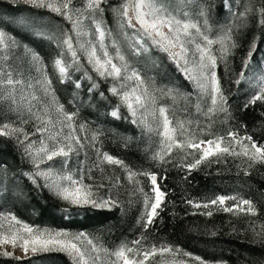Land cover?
<instances>
[{"label":"trees","instance_id":"trees-1","mask_svg":"<svg viewBox=\"0 0 264 264\" xmlns=\"http://www.w3.org/2000/svg\"><path fill=\"white\" fill-rule=\"evenodd\" d=\"M125 1L102 3L104 11L102 15L96 14L97 20L106 33H111L106 35L108 44L112 46L116 41L129 65L132 66L133 61L142 62L134 68L145 81L147 74L154 85L176 83L177 89L187 91L190 108L184 123L190 143L217 141L221 137L225 140L230 138L231 132L236 138L251 137L253 142L264 145V101L245 108L246 102L257 93L243 81L236 84L243 70V60L248 58L253 43L255 51L251 65L259 66L264 62V27L260 25L259 16L264 0H230L227 8L224 0L156 2L175 10L181 18L186 12L191 22L199 23L208 33L216 26L232 22L233 14L247 4L248 23L239 28L229 27L236 47L230 49L225 61H218L215 69L227 111L214 109L210 112H207L209 108L205 109L209 99L207 102L200 100L193 85L181 77L166 55L154 49L140 55L122 52L125 46L118 40L116 27L120 26L121 32L129 31L121 17ZM201 9H207L206 17L200 14ZM7 16L17 21H8ZM30 19L32 29L27 22ZM37 21L60 30L69 29L62 16L0 0V30L14 37L19 48L38 54L46 81L51 82L47 86L53 102L59 109L62 106L63 114H73L69 124L84 146H76L75 166L73 160H69V170L76 178L83 177V184L91 186L95 198L118 193L120 206L111 210L75 207L46 189L39 179L29 181L26 175L33 167L23 146L14 137L3 135L0 136V215L15 216L33 229L67 232L78 246L81 244L72 238L84 233L94 241L101 259L111 258L121 246L141 250L172 247L204 261L264 264V242L257 239L253 231L264 233V163H253L242 155L217 154L189 169L187 165L195 163L202 155L198 149L174 147L166 154L160 153L154 136L132 123L118 97L110 93V79L98 77L86 64L88 82L80 71L69 72L64 80L57 76L52 63L61 58L59 48L55 40L49 39L53 36L47 30L37 28ZM37 32L44 36H38ZM2 90L0 88V128L4 125L17 127L21 113L9 97H4ZM112 110L118 113L116 117L110 115ZM177 115L178 112L174 118ZM104 153L122 164H108L102 159ZM158 154L163 155V160ZM98 163L100 167L96 166ZM130 172L134 174L131 180ZM142 173L155 174L165 192L158 215L147 228L144 224L149 208L145 205V194L151 198L152 184ZM100 184L104 187L97 190ZM218 196L226 198L225 207L248 200L255 214L232 216L222 210L216 211L211 202ZM209 212L211 215L207 214ZM135 241L140 243L135 244ZM0 264L74 263L66 254L50 251L22 261L0 257Z\"/></svg>","mask_w":264,"mask_h":264},{"label":"snow or ice","instance_id":"snow-or-ice-1","mask_svg":"<svg viewBox=\"0 0 264 264\" xmlns=\"http://www.w3.org/2000/svg\"><path fill=\"white\" fill-rule=\"evenodd\" d=\"M13 4L17 2V0H10ZM107 0H86L85 10L90 11L93 14H103L104 9L101 7L102 3H106ZM157 0H137L136 3L133 4V10L135 12V18L137 23L140 26V30L142 33L152 39L153 43L160 47L163 51L169 54V57L177 64L179 68L182 69L184 74L190 80H195L197 86L200 87L204 91H208L210 89L211 93V101L213 105V109L209 111H213L214 109H218L220 111H227L224 107L225 98L221 92L220 81L217 77V72L215 71L218 61H225L227 56L230 53V49L236 47L235 41L232 39L231 29H226L221 32V34L213 39L210 37L207 32L203 31L199 23L191 22L188 19V14L183 13V18H181L175 10L165 8L163 6H156ZM23 3L29 5L33 8H47L48 10L55 12L57 15L62 16L65 20H68L72 24L71 31H66L62 34L60 38L50 37L49 39L55 40L58 44L66 45L67 49L71 51L74 61L78 59L76 51H73V37L72 33H75L77 37L84 35V30L82 28V20L79 18L82 14V9L77 8L74 0H23ZM225 5H230V0H224ZM145 7L148 9L147 12L141 13L140 8ZM123 11L121 13L122 18H127L128 15V4L124 3L122 6ZM210 7V6H209ZM231 11V8H229ZM200 14L202 16H207V9H201ZM240 16H244L245 13H234ZM76 16V19L73 17ZM260 16V25L264 27V8H261L259 11ZM93 22L96 24V32L99 34V44L101 49L103 50L104 59L103 61L100 57L97 56L96 46L82 44L81 47L88 51L89 62L94 64L96 71L100 72L102 76H114L117 78H126L128 80H133L138 86L143 87V95L144 97L152 96L150 91V86L144 80L142 74L138 72L134 67L128 64L126 57L121 53L120 47L116 41H113V47L116 51V59L124 62L123 66H120L113 62V58L109 57V53L107 48L104 46V37L106 35H111V33H106L102 30L101 24L96 22L93 17ZM128 26L131 27V22L129 21ZM163 27L168 28V34H165L161 29ZM194 29L195 32L190 30ZM38 36L43 37L44 33L37 32ZM218 44L220 46V54L217 56L215 54V49L212 47L213 45ZM191 46V47H190ZM13 47H17V41L14 38L8 37L7 34L3 31H0V51L4 49H11ZM178 48L179 51L173 52L171 49ZM146 51V49H143ZM255 51V44L253 43L252 48L248 53V58L243 60V70L240 72V79L236 80V84L239 85L241 81L244 80L247 71L251 67L252 64V56ZM134 54L140 55L142 54V45L137 47L134 50ZM184 59V64L181 65V59ZM32 60L34 65L37 66V71H40L38 65L40 64V57L35 52L32 53ZM191 63L193 65L192 69L188 68V64ZM55 66L59 70L61 76L66 74V66L63 64L61 59H56L54 61ZM110 66V67H109ZM104 71H101V69ZM131 73V75H127V73ZM26 82L21 77L20 79L16 78V74L11 71V67L7 71L4 72L3 78H0V88L4 89L6 92L8 90L15 91L21 85H24ZM50 81H46L47 85H50ZM260 83L264 84V75L260 77ZM31 87V85H27ZM80 85L77 84V87ZM95 87V85L93 86ZM45 91L47 92V87H45ZM91 91V89H90ZM113 94L120 95V92L117 88L113 87L110 89ZM169 94H171V89L167 90ZM136 92V88L132 89V93ZM130 93L125 91L121 96V100L123 103H126L128 108L131 111L133 117L136 115L137 109L133 107V104L129 102ZM32 99H36L35 96ZM154 99V98H153ZM257 101H264V86L260 87V90L257 94L253 95L244 105L247 108L250 104H255ZM136 102L139 107H143L142 96L136 95ZM13 103L15 100L13 99ZM63 112L62 106L58 110ZM29 114L34 115L31 112V108H29ZM159 114L163 118V129L164 135L168 136V133L172 131L170 129V121L166 114V109L164 107L159 108ZM113 116L117 115V112L112 113ZM40 119L39 116L36 117ZM64 119L66 122H71L73 120V114H64ZM26 122V121H25ZM133 122H136L135 120ZM44 123V122H42ZM47 123H51V120ZM62 124L64 122H61ZM83 128V126H81ZM38 132L48 131L46 126H37ZM15 132H20L25 135L27 138V133H24L23 129H9L8 125H4L2 129H0V136L3 135H12ZM230 137L235 138V133H229ZM60 133L57 132L52 137L55 139L56 143L53 144L50 148H41L39 153L36 156L32 155L31 152V144L25 147V153L30 157V160L36 169L33 173H29V175L35 179L37 175L45 177L46 181L52 177L50 183H47V187L53 192L54 195L67 201L70 205L75 207H84L90 206L95 209H113L120 206V200L117 198L118 193L109 194L107 196L100 195L96 198H93V192L91 186H85L83 184V177L79 180L74 179L73 175L69 173L68 175H63L61 172H55L49 166L46 169H41V164H45V157L47 161H54L57 157L67 158L70 153L73 151H78V147L82 148L84 146L83 141L79 136L73 135L70 133L68 136L64 138L63 141L59 139ZM247 141H249V145H241L242 152L236 153L234 149L228 146H222L223 138H219L217 141H200L197 143H188L187 147L193 149H201L204 144H207L208 147L202 149V155L199 159L195 161V163H191L187 165L189 169L196 168L204 161L206 158L215 156L217 154H235V155H244L249 158L253 163L261 162L264 163V145H258L257 143L252 141L251 137H246ZM171 140V137H169ZM239 142V141H238ZM21 146L24 145L23 141H20ZM61 144L62 146L57 148L56 145ZM214 145V147H213ZM182 146V145H181ZM169 152L171 151V145H168ZM43 153V155H40ZM159 158L163 160V155L158 154ZM155 158V157H154ZM103 160L107 161L108 164L120 165L122 161L119 159H114L113 156L104 153ZM63 164H67V159L62 161ZM100 167L98 163L96 165ZM247 174V172L245 173ZM133 173H129V179L131 180L133 177ZM142 175H147L151 180L152 184V192L155 194L154 201L150 198L145 199L146 208H150V210L146 211V222L144 227L147 228L148 225L153 223L154 217L158 215V209L161 208L162 201L165 197V192H163L158 184L157 176L152 173H142ZM67 181L68 186H65L60 181ZM116 183L119 181L117 179ZM79 185V187H75V185ZM104 185L100 184L97 186V190L99 188H103ZM143 191V188L140 189ZM84 192V196H80L79 193ZM225 198L220 197L219 203L223 204ZM212 204H216L217 201L213 200ZM241 205L246 206V208H241V210L247 211L248 213L255 214L254 207L252 203L248 200H242ZM207 207V205H205ZM239 208L240 205H237ZM224 211L231 212L233 209L225 208ZM211 215V213H207ZM12 220L16 221L17 224L21 222L17 220L15 216L11 217ZM255 233V237L262 242H264V233ZM23 232L27 233V235H22L20 233H11L9 236H4L0 239V243L3 244H11L13 247L19 246L22 249L23 256H16L14 252H10L8 250L0 251V256L4 258H11L17 261H22L28 259V253L31 251L32 253H36L37 251H52L54 249L61 251H75L80 253L81 257L83 253L78 245L74 242H69L67 240L60 239L61 237H67L69 234L67 232H51L48 229H33L27 224H23ZM73 240L86 239L89 245H92V250L96 251V245L92 239H89L85 236L84 233H80L72 238ZM135 244H139V241H135ZM56 246H59L58 249ZM157 249L153 247L151 251L143 252L144 259L146 260L150 255L155 254ZM162 252H171L172 249L168 247H164L161 249ZM135 253L139 255L138 249H133L132 247L121 246L117 251L113 253L118 259H123V264H144L143 260H137L133 257H130L127 254ZM185 256H190V253L185 252ZM195 259L200 260L199 257H195ZM200 264H204L203 260H200Z\"/></svg>","mask_w":264,"mask_h":264},{"label":"rangeland","instance_id":"rangeland-1","mask_svg":"<svg viewBox=\"0 0 264 264\" xmlns=\"http://www.w3.org/2000/svg\"><path fill=\"white\" fill-rule=\"evenodd\" d=\"M10 4H13L10 2V0H3ZM55 2V0H53ZM132 2V0H126L125 3L128 4V15L127 18H123L125 26L129 29V31L121 32V27L117 26L116 31L118 34V40H120L123 45L125 46L122 49L123 53L133 52L137 47H140L142 45V52L146 53L149 49H154V51L163 53L168 57L170 62L173 63L176 70L179 72L182 78L186 79V81H189L195 90L197 91V94L200 96V100L203 102H207V98L209 99V102L206 103V108H209L207 110L212 109V101H211V93L210 89L208 91L202 90L200 87L197 86V83L195 80H190L187 78V76L184 74L181 68L177 66V64L169 57V54L165 51H163L160 47L156 46L152 39H149L146 37L142 31L140 30V26L136 21L135 18V12L133 10V4L136 3ZM74 3L77 8L82 9V14L80 15V19L82 20V28L84 30V35L77 37L75 33H72L73 37V51H76L78 59L74 61L71 51L67 49L66 45L58 44L56 41V44L59 48V56L63 64L66 66V74L64 76H61L59 70L54 64V60L52 63V67L54 68L57 76L64 80L67 78L69 72L73 73L75 71L82 72L83 79L88 82L87 74H86V65L96 73V75L100 78L110 79L112 81V84L109 88L112 89L113 87L117 88L120 92V95L113 94V92L110 91L111 94L118 97V100L120 102L121 107L124 109L126 114L130 117L131 122L139 126L143 132L149 134V136H154V140L156 143V148L160 150V153H168V145H171V150L176 148H182L184 146H187L189 141V134L187 133V128H185L184 119L188 117V110H189V102L187 101V98H190L187 91L184 89L181 90L178 88L177 84H164L160 83L157 85H154L151 81V76L146 75V82L148 85L151 86L150 91L152 93V96L150 97H144L143 95V87L138 86L133 80H128L126 78H117L114 76H102L100 72L96 71V68L94 67L93 63L89 62V55L88 51H85L81 45L82 44H88V45H95L96 46V52L97 56L100 57V59L103 61L104 55L103 50L101 49V46L99 44V34L96 32V24L93 22V17L95 18L96 22H99L97 20L96 14L91 13L90 11L85 10V4L86 0H74ZM15 4H24L23 0H17ZM26 5V4H25ZM29 6V5H26ZM157 7H160L156 3ZM224 6L227 8L228 5ZM43 9L48 12H52L48 10L47 8H39ZM123 11V10H122ZM141 13L147 12L148 9L145 7L140 8ZM56 14L55 12H52ZM236 13H245L244 16H240L237 14H233V20L230 23H226L225 25H220L214 27L209 33L202 29L203 31L207 32V34L215 39L218 37L222 31L228 29L231 25L235 28L243 27L248 23V12H247V4H244L241 9H239ZM63 18V17H62ZM77 17L74 16L73 19H76ZM8 21H17L15 19H11V17H6ZM64 19V18H63ZM65 20V19H64ZM66 23L69 26V29H57L55 26H48L45 25L39 21L36 22L35 25H38L37 28L39 30H47L53 37L60 38L63 33L66 31H71L72 24L70 21L65 20ZM118 21V20H116ZM129 21L131 22V27L128 26ZM29 26L32 29V19L29 21ZM119 22V21H118ZM100 23V22H99ZM117 24V22H116ZM102 27V26H101ZM102 30L103 27H102ZM165 34H168V28L163 27L161 29ZM3 31L7 34L8 37H12L8 32L4 30ZM192 32H195L194 29L190 30ZM134 32L138 33L136 35ZM104 46L107 48V51L109 53V57L113 58V62L123 66L122 61H119L116 59V51L115 48L108 44L107 36L104 37ZM191 47V46H190ZM216 51L215 54L219 56L220 54V46L218 44L212 46ZM143 49H146V51H143ZM171 51L176 52L179 51L178 48L171 49ZM129 55V54H128ZM184 59L182 58L180 63L181 65L184 64ZM142 62L139 61H133L132 66L141 65ZM11 67V71L16 74V78L20 79L21 77L26 82L24 85H21L17 90L12 91L8 90L7 92L3 89L2 92L4 94V97H9V99L13 102V99L15 100L14 106L19 110L21 113V117L19 120L20 124L16 126L8 125L9 129H23L24 133H27V138H25V135L20 132H15L14 134L10 135L14 137L19 143L20 141L24 142L23 145V151L25 152V147L29 144H31V152L33 156H36L37 153H39V150L41 148H50L53 144L56 143L55 139L52 137L55 135V133L59 132L60 136L59 139L61 141L64 140L66 136H68L70 133L73 134L72 128L69 124V122H66L64 119V114L59 110V108L55 105L53 102L50 93L49 88L46 84V77L44 70L38 65L40 71H37V66L34 65L32 60V53L29 52L26 49L19 48L18 44L17 47H13L11 49H4L3 51H0V78H3L4 72L7 71ZM110 67V66H109ZM188 68L192 69L193 65L191 63L188 64ZM101 71H104L102 68ZM127 75H131V73H127ZM264 75V62L261 63L259 66L251 65L249 70L247 71V74L243 80V82L248 86L249 89L255 90L256 93L259 92L260 87L264 86V84L260 83V77ZM151 79V80H150ZM93 84V83H92ZM27 85H31V87H28ZM45 87H47V92L45 91ZM136 88V92L132 93V89ZM171 89V94L168 93L167 90ZM127 91L130 93L129 95V102L133 104V107L137 109L135 117L131 114L130 109L128 108L126 103H123L121 100V96L123 93ZM136 95L142 96V103L143 107H139L136 102ZM35 96L36 99H32V97ZM154 98V99H153ZM164 107L166 109V114L170 121V131L168 133V136L164 135V129H163V118L159 114V108ZM29 108H31V112L34 113V115L29 114ZM113 112H116L115 110H112L110 112V115H112ZM176 112H178L177 118L175 116ZM210 112V111H207ZM118 115V113H117ZM116 115V116H117ZM39 116L40 119H37L36 117ZM113 116V117H116ZM51 120V123H47ZM136 122H133V121ZM186 120V119H185ZM26 121V122H25ZM44 122V123H42ZM61 122H64L63 124ZM37 126H46L48 128V131L45 132H38ZM3 128V127H2ZM0 128V129H2ZM74 135V134H73ZM169 137H171V140H169ZM239 141V142H238ZM182 145V146H181ZM241 145H249V141H247L244 138H227L223 140L222 146H228L234 149L236 153L242 152V146ZM61 144H57L56 147H61ZM208 147L207 144H204L201 149H198L202 154V149ZM214 147V145H213ZM26 155V153H25ZM40 155H43V153H40ZM242 155V154H241ZM27 158L30 160V157L26 155ZM243 157L249 159L247 156L242 155ZM64 159H67V161L73 160V162L76 160V154L74 151L69 154L67 158L63 157H57L54 161H47L45 157V164H41V169H46L47 167H51L53 171L55 172H61L63 175H68L73 173L69 170L68 164H63L62 161ZM103 159V156H102ZM32 164V162H31ZM73 166H75V162L73 163ZM33 173L36 171L33 164ZM26 177L31 182H35L36 179H39L44 187L51 191L49 187H47V183L51 182L52 177H50L47 181L45 177L37 175L35 179H33L29 174L26 175ZM74 179L79 180L73 175ZM65 186H68L67 181H60ZM75 187H79V185H75ZM52 192V191H51ZM53 193V192H52ZM84 192L79 193L80 196H84ZM155 194L151 192V200L154 201ZM223 196H218L216 201L217 203L214 204V208L216 211L222 210L224 211L225 208H231L233 211L226 213L231 214L232 216H251V213H248L247 211L241 210V208H246V206L241 205V201L235 202L231 207H225L224 204L219 203V198ZM93 198H95L93 196ZM226 200V198H225ZM224 200V202H225ZM237 205H240L238 208ZM150 210V208H149ZM55 232H63V231H52ZM11 233H20L22 235H27V233L23 232V223L17 224L16 221L12 220L11 217L7 215H0V239H2L4 236H9ZM62 240H67L69 242H74L71 240V237L68 235L67 237H61ZM81 246H78L81 249V252L83 253V256L81 257L80 253H77L75 251H61V250H52L57 252H62L67 255V257L74 263V264H123V259H118L115 255H113L111 258H108L107 256L103 259L100 258V256L97 254L96 251L92 250V246L87 243L86 239H80L77 240ZM75 243V242H74ZM77 244V243H76ZM59 246H56L58 249ZM83 248V249H82ZM163 248V247H162ZM162 248H156L157 251L155 254L150 255L146 260L144 259L143 252L145 251H151L150 250H141L140 248H133L139 250V255H136L135 253L127 254L130 257H133L137 260H143L144 264H200V260L195 259V256H185L184 252L180 251L178 248H171V252H162ZM8 250L10 252H14L16 256H23L22 249L17 246L13 247L11 244H3L0 243V251ZM50 251H37L36 253H32L29 251L28 257L31 258L35 255L44 254ZM2 257V256H0ZM28 258V259H29ZM26 260V259H25ZM204 261V260H203ZM204 264H223L222 262H210V261H204Z\"/></svg>","mask_w":264,"mask_h":264}]
</instances>
